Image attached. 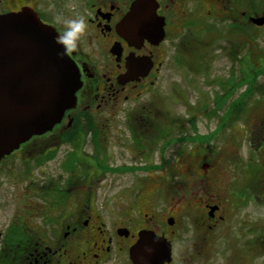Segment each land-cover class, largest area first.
Segmentation results:
<instances>
[{"label": "flooded vegetation", "instance_id": "af4514ba", "mask_svg": "<svg viewBox=\"0 0 264 264\" xmlns=\"http://www.w3.org/2000/svg\"><path fill=\"white\" fill-rule=\"evenodd\" d=\"M135 1L0 0V15L31 8L57 36L63 19L85 15L88 25L65 49L80 79L74 107L0 158V264H155L149 251L165 256L160 264H264V109L245 129L246 148L213 160V134L197 130V114L213 107L195 102L182 124L154 106L187 23L215 18L240 37L247 24L264 26L249 20L264 16V0H151L147 24L162 23V38L137 18L121 30ZM207 45L193 49L206 57ZM177 144L188 149L168 162ZM180 167L188 200L161 201Z\"/></svg>", "mask_w": 264, "mask_h": 264}, {"label": "rangeland", "instance_id": "374dc122", "mask_svg": "<svg viewBox=\"0 0 264 264\" xmlns=\"http://www.w3.org/2000/svg\"><path fill=\"white\" fill-rule=\"evenodd\" d=\"M46 1L39 0V6L46 9ZM248 6L249 4L246 3V7ZM181 37V46L176 51V56L171 58L174 60H170L165 70L161 83L163 93L161 97L154 98V106L166 113L167 122L175 121L170 116V112H173L177 117L176 121L182 124L191 122L192 115L194 118V113L189 108H194L195 102L198 106L213 107V113L209 114L207 119L197 114L198 134H213L208 142L213 154L211 158L216 160L222 157L228 147L237 148L239 152L243 151L250 137V131L245 129H253L251 128L253 118L259 110L264 109V74H261V71L256 74L253 93L246 98V101L243 99L247 109V121L243 122L237 118L230 121L229 126L223 129L218 124L223 117L224 109L243 97L247 84L236 85V83L246 82L256 69L264 70V26L254 28L247 24L239 37L234 32H225L223 23L215 18L203 19L200 24L187 23ZM199 43L208 44L206 57L193 49ZM229 81L233 85L229 86ZM258 86L262 91H258ZM182 95H186V99ZM219 99L223 102L220 101L218 106L215 102ZM173 149V152L166 153L168 162H170L169 157L172 158L177 152L187 150L188 145L177 144ZM181 162L183 163V160ZM180 169L183 173L177 176L174 182L168 179L163 181L161 201L171 202L176 197L188 200L190 178L184 168L180 167ZM147 183L150 184L149 188L153 186L150 181Z\"/></svg>", "mask_w": 264, "mask_h": 264}, {"label": "water", "instance_id": "95a60500", "mask_svg": "<svg viewBox=\"0 0 264 264\" xmlns=\"http://www.w3.org/2000/svg\"><path fill=\"white\" fill-rule=\"evenodd\" d=\"M152 4L151 0L131 4L120 23L124 34L128 21L137 18L142 21L139 30L163 37L162 23L147 24L155 15ZM249 20L257 26L264 24V16ZM56 37L53 27L31 8L0 15V158L31 135L50 130L75 105L78 70ZM146 236L141 234L140 241ZM149 252L147 257L155 264L166 259Z\"/></svg>", "mask_w": 264, "mask_h": 264}, {"label": "clouds", "instance_id": "9594fccd", "mask_svg": "<svg viewBox=\"0 0 264 264\" xmlns=\"http://www.w3.org/2000/svg\"><path fill=\"white\" fill-rule=\"evenodd\" d=\"M64 30L56 37L58 43L64 45L65 49L70 51L77 47L81 35L86 31L87 17L77 15L74 18L63 19Z\"/></svg>", "mask_w": 264, "mask_h": 264}, {"label": "trees", "instance_id": "16d2710c", "mask_svg": "<svg viewBox=\"0 0 264 264\" xmlns=\"http://www.w3.org/2000/svg\"><path fill=\"white\" fill-rule=\"evenodd\" d=\"M258 72H260L261 74H264V70L263 69L262 70L261 69H256L251 74L250 79L246 80V82L239 81V82L236 83V85H240V84L246 83L247 87L244 90V93L242 94L243 97L241 98V100L238 99L231 106H228L229 107L228 111L221 118L219 127H221V128L222 127H226V126H228L230 124V121H232L234 119H237L239 117V110L244 108V106L246 107V105L244 104V101H246V98H249V96L253 93V91L255 89V77H256V74H258ZM228 84H229V86L233 85V83H230V81H229ZM258 91H262L261 87H259V86H258ZM260 93H262V92H260ZM243 99H245V100L243 101ZM220 101H222V99L217 100V102H215V103L219 106ZM242 103H243V106H242ZM198 137L201 138L200 136H198Z\"/></svg>", "mask_w": 264, "mask_h": 264}]
</instances>
